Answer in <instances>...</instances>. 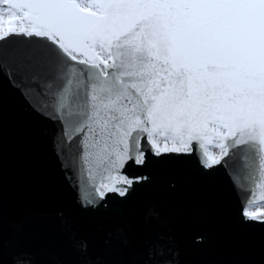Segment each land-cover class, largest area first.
I'll use <instances>...</instances> for the list:
<instances>
[{"label":"snow or ice","instance_id":"1","mask_svg":"<svg viewBox=\"0 0 264 264\" xmlns=\"http://www.w3.org/2000/svg\"><path fill=\"white\" fill-rule=\"evenodd\" d=\"M10 103L67 199L10 217L0 189V264H186L207 229L134 205L191 178L239 240L205 264H264V0H0Z\"/></svg>","mask_w":264,"mask_h":264},{"label":"water","instance_id":"2","mask_svg":"<svg viewBox=\"0 0 264 264\" xmlns=\"http://www.w3.org/2000/svg\"><path fill=\"white\" fill-rule=\"evenodd\" d=\"M0 189L10 217L67 199L60 177L52 167L45 141L39 134L38 121L22 113L13 103L9 104L0 127ZM181 191L180 200L170 199L160 191H145L137 199L134 209L138 211L146 200L158 199L174 221L183 220L207 229L208 245L202 249L186 248L183 254L186 264L236 258L239 240L217 206L218 194L194 178L187 179ZM35 239L38 243L52 242L47 237Z\"/></svg>","mask_w":264,"mask_h":264}]
</instances>
